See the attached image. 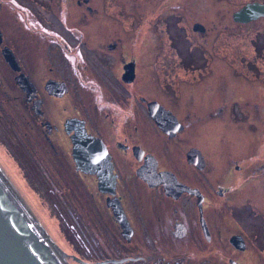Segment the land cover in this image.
<instances>
[{"label": "flooded vegetation", "instance_id": "obj_1", "mask_svg": "<svg viewBox=\"0 0 264 264\" xmlns=\"http://www.w3.org/2000/svg\"><path fill=\"white\" fill-rule=\"evenodd\" d=\"M117 1L0 0L5 156L43 187L39 202L52 208L75 264H264V216L250 212L264 183V108L250 99L247 116L223 121L226 83L219 113L204 107L214 94L171 87L170 71L158 80L167 55L184 64L180 50L149 30L141 41L147 19L135 12L132 40L115 38L129 21ZM178 15L191 53L202 49L194 27L204 24ZM247 121L256 141L208 130Z\"/></svg>", "mask_w": 264, "mask_h": 264}, {"label": "rangeland", "instance_id": "obj_2", "mask_svg": "<svg viewBox=\"0 0 264 264\" xmlns=\"http://www.w3.org/2000/svg\"><path fill=\"white\" fill-rule=\"evenodd\" d=\"M254 1L264 4V0H119V2H117L121 3L125 8L129 21L125 25L124 31L115 27L111 32H114L113 34H115V38H121L126 41L132 40L134 37L132 36V32L134 31L132 24L135 15L141 20L145 17L147 21L143 20L145 24L142 27L143 34L140 37V40L142 41L144 39L145 41L146 37L148 35L150 36L148 30L151 34L154 32L156 43L158 41L168 43V39H172L174 45L180 50V59L186 65V69L191 72L189 73L187 70H180V68L184 66L181 64L182 62L179 59L175 60L173 58L174 54H169L161 60L160 65L157 63L155 66L153 72L156 73L158 80L161 79L165 81L166 71H170V73L173 72L171 75L173 76V80L177 87L184 89L194 88L195 95H197L198 98L203 96L204 93L202 90H205L208 94H214V102H207L205 100L204 107L211 111L216 104L215 109L219 110V113L223 109V103L216 101V98H219L217 89L219 84L226 83L227 86H223L221 92H230V95H225L224 97H229V102L232 101L234 97L237 99L233 106H228V108L225 107L223 109V112L220 113L219 119L223 121H226V119L235 120L232 114H235V118H244V116H247L246 113L242 112L243 110L246 111L248 109L246 106L247 103L250 102V99H254L256 103H259L262 109L264 108V62H262V59H255L250 44V41H258V37H252V32L254 31L253 33H255V30L262 25V30H264V17L243 25L234 22V14L239 12L240 8H242L245 3ZM181 5L182 10L184 11H181L178 8ZM63 6L64 5H62V7ZM136 7L139 9L138 11L133 9ZM147 9H149V13ZM167 11L176 12H172L170 16L168 14H162ZM178 12H182L183 15L179 17V20L184 17L185 20L188 19L189 23L200 21L205 27L207 26L206 28L209 35L212 33L210 36H207V32H205V34L199 31L196 34L194 33V36L201 42L202 49L196 48L194 49L195 51L191 53L190 43L194 38L190 37L189 31L187 34H183V32H179L178 28L175 26L176 23L178 24ZM61 14L64 13L62 12ZM65 17L60 16L63 21ZM168 23L173 26L170 28ZM164 25H168L167 31L161 29ZM192 25L193 24H191V29ZM28 34L31 36L32 32H27L26 35ZM144 35L146 36L145 38ZM245 35H248V37H245ZM262 36H264V34H262ZM217 37L218 43L216 53H218V55H216L214 51V47L216 49V42H213V40L217 41ZM260 40L261 41H258V44L264 45V39L261 38ZM187 50H189V52H187ZM203 50L208 55V58L205 56ZM209 56L214 60L211 61ZM217 56H224L227 61L223 63ZM262 57L264 58V52H262L261 58ZM247 60H250L251 64L259 69V72L262 71L261 78L254 76L252 69L249 71L246 69L245 63ZM228 62L232 64V67ZM140 67L141 71H147V64H140ZM219 76L223 77L217 83L216 81ZM251 107L252 103L249 104V108ZM227 111L231 114L227 115ZM252 117L255 118L254 114H252ZM250 126L251 124L247 121L241 122L240 125H236L234 128L230 127V124L227 123L222 130L219 127L215 128L211 125L208 130H214V133H210L211 135H220L223 131L224 136H230L229 132L231 131H235L236 136H242L237 135V133L241 131L250 138H246V140H249V142L256 141L257 137H254L256 135L253 133L255 127ZM260 130L263 131L262 128L257 126V131L260 132ZM260 138L262 140L258 143H261V148L264 150V137ZM29 161L32 162L31 160ZM0 166L8 176L11 185L14 188H17V192L27 201L29 207L42 222L49 235L63 252L60 249L59 251L63 254H67V261L69 264H75L68 255L71 250L69 243L66 241L67 235H59L57 232L58 224L53 219L52 208L48 207L46 203L40 204L39 202L40 199L43 200L42 195L44 193L41 184L35 177L23 175V172L18 170L17 164L5 156L1 145ZM28 194L31 197L28 196ZM255 198L258 201L256 204L258 207H250V212L254 215H262L263 217L264 183L260 185L258 196ZM245 225L247 226L246 221ZM85 255L89 256L90 254L88 253ZM92 258L98 261L99 257Z\"/></svg>", "mask_w": 264, "mask_h": 264}, {"label": "water", "instance_id": "obj_3", "mask_svg": "<svg viewBox=\"0 0 264 264\" xmlns=\"http://www.w3.org/2000/svg\"><path fill=\"white\" fill-rule=\"evenodd\" d=\"M261 17L264 4L250 3L234 15V20L249 23ZM195 30L205 32L202 25H196ZM18 194L0 170V264H68L67 254L59 252L42 222Z\"/></svg>", "mask_w": 264, "mask_h": 264}, {"label": "bare ground", "instance_id": "obj_4", "mask_svg": "<svg viewBox=\"0 0 264 264\" xmlns=\"http://www.w3.org/2000/svg\"><path fill=\"white\" fill-rule=\"evenodd\" d=\"M1 170V169H0ZM1 172H2V170H1ZM2 174L4 175V173L2 172ZM4 177H5V179L7 180V182H8V184L10 185V186H12L11 185V183L9 182V180L7 179V177L4 175ZM13 187V186H12ZM28 196H30L29 194H28ZM18 197H19V195H18ZM31 197V196H30ZM33 198V197H32ZM33 200V199H32ZM33 202H34V200H33ZM61 254H63L61 251H59ZM68 264H69V262H68Z\"/></svg>", "mask_w": 264, "mask_h": 264}, {"label": "trees", "instance_id": "obj_5", "mask_svg": "<svg viewBox=\"0 0 264 264\" xmlns=\"http://www.w3.org/2000/svg\"><path fill=\"white\" fill-rule=\"evenodd\" d=\"M259 53L261 52V50L259 51V50H257Z\"/></svg>", "mask_w": 264, "mask_h": 264}]
</instances>
